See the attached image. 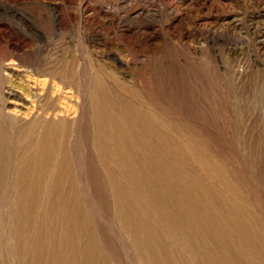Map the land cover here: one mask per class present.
I'll list each match as a JSON object with an SVG mask.
<instances>
[{"label":"rangeland","instance_id":"374dc122","mask_svg":"<svg viewBox=\"0 0 264 264\" xmlns=\"http://www.w3.org/2000/svg\"><path fill=\"white\" fill-rule=\"evenodd\" d=\"M0 264H264V0H0Z\"/></svg>","mask_w":264,"mask_h":264},{"label":"bare ground","instance_id":"6f19581e","mask_svg":"<svg viewBox=\"0 0 264 264\" xmlns=\"http://www.w3.org/2000/svg\"><path fill=\"white\" fill-rule=\"evenodd\" d=\"M96 85H97V84H96ZM97 86H98V85H97ZM97 88H98V87H97ZM101 88H102V87H101ZM101 90H102V89H101ZM98 92H99V91H98ZM10 93H11V92H10ZM100 93H101V92H100ZM9 95H10V94H9ZM96 96H97V95H96ZM98 96H99V95H98ZM99 102H100V101H99ZM97 104H98V103H97ZM98 110H99V109H98ZM97 112H98V111H97ZM97 112H96V113H97ZM106 112H107V111H106ZM103 117H104V116H103ZM111 120H112V119H111ZM113 120H114V119H113ZM117 120H118V119H117ZM111 122H112V121H110V123H111ZM120 122H121V121H120ZM52 134H53V133H52ZM137 142H138V141H137ZM48 146H49V145H48ZM48 146H47V147H48ZM50 146H51V145H50ZM47 150H48V149H47ZM43 151H44V150H43ZM47 152H48V151H47ZM49 152H50V151H49ZM43 153H44V152H43ZM200 161H201V160H200ZM206 165H207V164H206ZM206 165H205V166H206ZM211 165H212V164H211ZM210 169H211V168H210ZM206 170H207V169H206ZM210 174H211V173H210Z\"/></svg>","mask_w":264,"mask_h":264}]
</instances>
